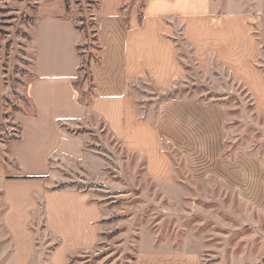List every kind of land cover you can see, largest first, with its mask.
I'll return each instance as SVG.
<instances>
[{"label":"rangeland","instance_id":"obj_1","mask_svg":"<svg viewBox=\"0 0 264 264\" xmlns=\"http://www.w3.org/2000/svg\"><path fill=\"white\" fill-rule=\"evenodd\" d=\"M50 2L55 7L61 2L82 26L87 34L82 49L86 57L96 60L100 55L93 31L94 0L0 3L1 149L20 133L16 114L32 110L26 95L33 75L32 33L44 3ZM145 2L127 0L130 7L124 13L140 10ZM245 3L258 12L254 32L261 54L257 64L264 70L263 0ZM179 30L177 22L175 35L185 76L168 87H157L150 78L131 87L142 117L161 122L173 179L154 180L146 171L145 157L127 151L99 122L80 129L88 136L94 159L87 166H61L54 171L53 187L88 190L105 208L99 243L93 251L72 257L77 264H135L141 249L151 250L155 244L173 253L172 264H179L180 257L193 258V264H264V112L255 111L240 83L214 57L209 67L202 68ZM80 87L84 100L90 101L94 93L90 81L85 79ZM1 155V162L12 164ZM32 198L27 195L12 217L19 232L25 227L24 207L29 214L36 205ZM3 210L0 197V264H13L12 240L1 227ZM42 214V210L30 213L38 232L31 264H48L54 245ZM60 241L57 238L55 243ZM55 260H60L59 255Z\"/></svg>","mask_w":264,"mask_h":264},{"label":"crops","instance_id":"obj_2","mask_svg":"<svg viewBox=\"0 0 264 264\" xmlns=\"http://www.w3.org/2000/svg\"><path fill=\"white\" fill-rule=\"evenodd\" d=\"M94 1L102 49L100 60L91 62L90 101L80 99L74 84L81 64L78 45L85 40L76 20L61 2L56 7L50 2L44 3L33 27V75L26 86L32 110L16 114L20 133L0 148V155L12 161H0V197L1 227L12 240L13 264H31L37 252L36 218L30 213L39 210L54 242L48 264H70L72 257L97 247L105 208L88 190L53 187L55 169L87 166L95 157L81 128L99 122L127 151L145 157L146 171L154 180L173 179L161 122L142 117L131 87L145 78L157 87H168L185 76L175 35L177 22L197 63L207 68L214 57L252 94L257 111L264 112V70L257 64L261 53L254 35L258 12L247 9L245 0H146L142 20L137 10H131L128 25L122 10L130 7L127 0ZM27 195L36 205L29 214L22 208L25 227L19 232L12 217ZM57 238L61 239L58 245ZM56 255L60 260H55ZM172 256L155 244L151 250L141 249L135 264H172ZM184 260L193 264V258L181 257L179 264Z\"/></svg>","mask_w":264,"mask_h":264},{"label":"trees","instance_id":"obj_3","mask_svg":"<svg viewBox=\"0 0 264 264\" xmlns=\"http://www.w3.org/2000/svg\"><path fill=\"white\" fill-rule=\"evenodd\" d=\"M143 7H144V5L141 7L140 10H137L136 11L140 20H142V18H143V11H142V8ZM122 10L125 11V6L122 8ZM130 12L131 11H129L127 14L124 13V21H125V23L127 25L129 24V14H130ZM77 27H78L79 30H81L82 32H84V30H83V28H82L81 25H78L77 24ZM93 31H94L95 41L98 44V49H99V51H101L102 48L100 47V45L98 43V35H97L98 30H97V23L96 22H95V26H94ZM84 34H85V40H84V42L81 43L80 45H78V52H79V55L81 57V64H80V67H79V76L76 79V81L74 82L75 86L80 91V99L81 100H84V98H83V94L81 93V90H80V88H81L80 87V82H83V81L85 82V79H87V81H90L91 85L93 86V84H92L91 62H92V60H95V58H90V57L88 58V57H86L84 51L82 50L83 49V46L86 44V38H87V34L85 32H84ZM254 35H255V33H254ZM256 41L258 42V39L257 38H256ZM258 45L260 46L259 42H258ZM179 56H180V51H179ZM96 60H100V55L97 57ZM83 73H85V75ZM240 85L242 86V88L244 89L245 93H247L248 97L250 98V100H251V102H252V104L254 106L255 111L258 112L257 109H256V106H255V99H254V97L248 91V89L244 87L243 84H240ZM62 186H59V187H62ZM74 263H75L74 260H71L70 261V264H74Z\"/></svg>","mask_w":264,"mask_h":264}]
</instances>
